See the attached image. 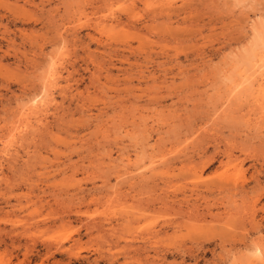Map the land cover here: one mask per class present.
<instances>
[{
	"label": "rangeland",
	"instance_id": "obj_1",
	"mask_svg": "<svg viewBox=\"0 0 264 264\" xmlns=\"http://www.w3.org/2000/svg\"><path fill=\"white\" fill-rule=\"evenodd\" d=\"M259 249L264 0H0V264Z\"/></svg>",
	"mask_w": 264,
	"mask_h": 264
},
{
	"label": "bare ground",
	"instance_id": "obj_2",
	"mask_svg": "<svg viewBox=\"0 0 264 264\" xmlns=\"http://www.w3.org/2000/svg\"><path fill=\"white\" fill-rule=\"evenodd\" d=\"M262 40V39H261ZM37 102V101H36ZM35 105V104H34ZM33 107H35V106H33ZM34 112V111H33ZM258 255L261 257H264V251H262V249H259L258 250Z\"/></svg>",
	"mask_w": 264,
	"mask_h": 264
}]
</instances>
